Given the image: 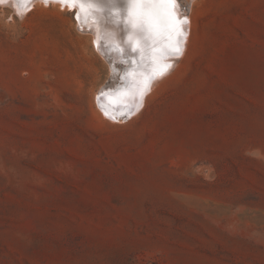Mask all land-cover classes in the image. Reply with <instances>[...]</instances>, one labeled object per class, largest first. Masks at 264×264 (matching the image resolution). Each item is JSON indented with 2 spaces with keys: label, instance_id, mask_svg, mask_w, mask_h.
<instances>
[{
  "label": "rangeland",
  "instance_id": "obj_1",
  "mask_svg": "<svg viewBox=\"0 0 264 264\" xmlns=\"http://www.w3.org/2000/svg\"><path fill=\"white\" fill-rule=\"evenodd\" d=\"M41 1L0 4V264H264V0H176L184 55L116 119L102 96L165 62L167 32L86 0L126 22L130 67L89 9Z\"/></svg>",
  "mask_w": 264,
  "mask_h": 264
},
{
  "label": "bare ground",
  "instance_id": "obj_2",
  "mask_svg": "<svg viewBox=\"0 0 264 264\" xmlns=\"http://www.w3.org/2000/svg\"><path fill=\"white\" fill-rule=\"evenodd\" d=\"M36 1H39V0H36ZM47 1H49V0H47ZM192 1L193 0H191L190 2H192ZM34 3H36L35 0H33L32 3L30 2L26 5L20 4L18 10H16L17 8L14 4L13 5L15 7L14 11H16V13L18 12L19 14L22 15V14H24V12H27V10ZM76 7L78 8L79 14H81V16L83 17L81 19H85L84 16L87 13L86 12L87 9H89L91 11V13L89 14L90 16H88L87 21H86V19H85V21L88 22V25H87L88 27H92L95 30V35H96L95 41L96 42H97V39L99 38L98 35L101 36L103 34L105 36V38L108 39L107 42H109L113 45L116 44V46H118V51L115 52L116 55L120 56L121 58H124V57L127 58V57L131 56L132 59H131V66L130 67H137L138 66V63L136 62V56L137 55H135L133 53L134 50L124 44L127 40H129V38L127 37L128 30L126 29L127 27H126L125 21H124L125 24H123L124 29H122L120 24L118 23V30H117V28L114 26V24L111 25L110 24L111 22H107V20H105L103 16H102V19L98 18L100 15H102V13H99V12L97 13V11H94L95 8L93 9V7L91 8L88 6L86 9V7L84 5H77ZM158 7L156 6V8H158ZM161 7L163 9L164 6H161ZM167 9L169 12H171L172 17L173 18L175 17L174 19H177L180 21H186V17H184L180 14L179 5L177 2L175 4L167 5ZM92 11H93V13H92ZM112 17H113V15H112ZM114 19H115V17H114ZM120 20L121 19L118 18V22H120ZM103 22H106V24ZM114 22H116V21L114 20ZM189 27H190V20H189V24H187V21L182 24L183 35L180 37V44H179L180 51L179 52H175L173 50V48L168 45V42L165 44V47L167 48V52L169 53V51H170L171 53H169V54L167 53V54H165V56H163L165 59L167 58L165 62H157V65L155 66V67H157V69L156 68L151 69L147 74L143 75V78H142V73H140L141 72L140 66H138V68L135 69L134 71H132V69H131V70L126 71V73H124L123 79L125 80V82H124L123 86H126L125 90H122L121 92H119L117 94L114 93L115 91H113L112 93L106 94V96H103L102 101H104L106 104H105V108H104L105 110H102V111L105 115H107L108 117H110L112 119L113 118L116 119L117 117L120 116V114H123V115L125 114L126 116H131V115L137 113L139 108H141L143 106V103L146 102V99L152 93L154 82L159 77H161L162 75L166 74L169 70H171L172 66L175 65V62L173 60L176 57H180L181 55L182 56L184 55L186 44H187V38H188L187 35H188V28ZM120 28L122 30H120ZM89 30L91 31V29H89ZM127 42L129 43V41H127ZM115 58H116V56H115ZM153 75H154V78L150 80L149 78L153 77ZM154 86H155V84H154ZM118 89L119 88H117L116 90H118ZM144 94L145 95L148 94V96H146V98H143ZM124 96H129V97L122 98ZM99 99L100 98H98V100ZM98 102H100V100ZM100 104H102V102ZM106 105L109 107H107ZM124 106L127 107V109H129V110L128 111L123 110Z\"/></svg>",
  "mask_w": 264,
  "mask_h": 264
},
{
  "label": "snow or ice",
  "instance_id": "obj_3",
  "mask_svg": "<svg viewBox=\"0 0 264 264\" xmlns=\"http://www.w3.org/2000/svg\"><path fill=\"white\" fill-rule=\"evenodd\" d=\"M6 0H0V4H4ZM11 2V0H9ZM19 4H28L31 0H15ZM47 2V0H46ZM67 6L69 9L75 10L77 5H83L86 0H57ZM134 7L131 12V18L134 25H138L140 30L143 31L145 25L149 31L156 35H163V32H167V41L170 47L174 48L175 52H179L180 37L183 35L182 24L186 21H180L172 17L171 12L168 11L167 5L175 4L176 0H129ZM148 4V5H161L163 7V13L159 10H148L141 12L135 8L136 5ZM78 18V17H77ZM173 36L175 40L173 41ZM160 59H163V53H161ZM150 77L149 79H153Z\"/></svg>",
  "mask_w": 264,
  "mask_h": 264
},
{
  "label": "water",
  "instance_id": "obj_4",
  "mask_svg": "<svg viewBox=\"0 0 264 264\" xmlns=\"http://www.w3.org/2000/svg\"><path fill=\"white\" fill-rule=\"evenodd\" d=\"M102 97H103V96H102ZM102 100H103V98H102ZM102 100H101L102 104L99 105V106H100V108H101L102 110H105V109H104V108H105V103H104V101H102ZM106 106H107V105H106ZM107 107H109V106H107ZM123 110L128 111L129 109H127V107L124 106ZM124 115H125V114H124ZM123 117H125V116H123Z\"/></svg>",
  "mask_w": 264,
  "mask_h": 264
}]
</instances>
